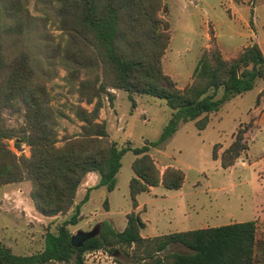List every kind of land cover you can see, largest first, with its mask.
Returning <instances> with one entry per match:
<instances>
[{
    "label": "trees",
    "instance_id": "1",
    "mask_svg": "<svg viewBox=\"0 0 264 264\" xmlns=\"http://www.w3.org/2000/svg\"><path fill=\"white\" fill-rule=\"evenodd\" d=\"M27 1L0 0V187L31 182L34 205L47 217L75 210L57 232L46 233L40 252L19 255L0 242V264H87L86 254L97 251L115 256L124 253L135 264H257L261 244L255 221L144 237L146 223L133 211L127 214L123 231L104 221L98 234L94 231L80 248L71 245L74 234L70 227L80 221L81 206L75 205V200L86 176L97 173L99 182L88 189L82 204L93 189H116L122 159L128 152L136 156L132 163L135 176L130 181L134 209L137 197L151 188L162 185L169 190L181 189L184 172L168 167L162 175L151 148L172 137L181 124L196 122L199 130H205L210 114L253 90L256 81L264 79L261 47L252 44L230 60L218 48L205 51L192 82L180 89L163 68L171 42L170 25L161 15L163 0H54L52 15L55 20L59 18L69 32V42L75 44V51L66 50L62 61L69 83L76 87L82 102L93 105L91 111L76 107L75 114L84 123L82 132L59 145V114L44 81L54 67V56L48 57L43 66L36 59L30 39L36 35L41 19L30 14ZM89 68L95 70V78L75 84L81 70ZM110 89L127 92L134 107V95L167 103L172 115L158 141L134 148L130 143L120 147L110 140L106 122H99L103 95L112 103L116 99ZM7 114L22 116L19 127L8 126ZM247 132L248 128L241 125L235 141L223 153L224 169L232 167L248 150ZM9 141H14L19 151L28 146L30 157L15 153ZM213 157L217 160L216 152ZM173 245L190 252H170Z\"/></svg>",
    "mask_w": 264,
    "mask_h": 264
},
{
    "label": "rangeland",
    "instance_id": "2",
    "mask_svg": "<svg viewBox=\"0 0 264 264\" xmlns=\"http://www.w3.org/2000/svg\"><path fill=\"white\" fill-rule=\"evenodd\" d=\"M55 3L28 0L26 7L32 16L41 19L36 35L30 39L36 59L43 66L48 57L54 56V67L44 81L52 96V106L59 114V145H63L65 138L82 132L84 123L76 116V107L91 111L93 105L82 102L76 87L69 83L62 61L66 50L75 51V44L69 42V32L59 18L55 20L52 15L51 6ZM163 3L161 15L168 21L171 35L163 68L180 89L192 82L198 61L207 50L218 48L229 60L252 44H258L264 52V0H163ZM90 77L95 78V70L83 69L74 83ZM110 91L116 94V99L112 103L103 95L104 107L99 117V122L107 124L110 140L120 147L130 143L134 148L158 141L172 115L167 103L151 96L134 95V107L127 92ZM209 120L205 130H199L196 122L181 124L172 137L151 148L150 154L161 174L168 167H175L184 172L185 183L179 190L161 185L137 197L142 204L137 213L147 224L142 235L155 237L255 221L261 244L257 264H264V79L257 80L253 90L223 104L218 112L209 115ZM22 121L20 115H6L10 127H19ZM241 125L248 128L244 135L248 150L232 167L224 169L221 157L235 141ZM9 145L18 155L30 157L28 146L19 151L14 141H9ZM135 159L132 152L123 157L113 192L105 187L93 189L90 201L82 204L88 186L81 185L75 200V205L81 206L80 221L70 227L74 235L79 231L98 234L104 221H110L118 231L124 230L127 213L134 211L130 181L135 176L132 168ZM32 191L29 181L0 187V242L19 255L42 251L46 233L57 232L75 210L74 207L57 217L44 216L34 205ZM170 252L190 251L173 245ZM87 255V264H135L121 252L116 256L105 251L92 257Z\"/></svg>",
    "mask_w": 264,
    "mask_h": 264
},
{
    "label": "crops",
    "instance_id": "3",
    "mask_svg": "<svg viewBox=\"0 0 264 264\" xmlns=\"http://www.w3.org/2000/svg\"><path fill=\"white\" fill-rule=\"evenodd\" d=\"M172 167V166H171ZM165 169V168H164ZM229 169V168H228ZM88 181V183H87ZM99 182V176L97 173H89L86 178L84 179V182L82 183V186H85L87 185L88 186V189H91L93 187H95ZM81 187V186H80ZM80 189V188H79ZM79 191V190H78ZM150 191H152V188L150 189ZM149 191V192H150ZM92 193V191H91ZM91 193H90V198H91ZM90 201V200H89ZM108 201V200H107ZM109 202V201H108ZM138 206L136 209H134V212H139L142 208V204H140L138 201ZM110 204V203H109ZM128 214V213H127ZM140 214V213H139ZM127 225V224H126ZM147 226V224H146ZM146 228V227H145ZM125 229V228H124ZM145 237V236H144Z\"/></svg>",
    "mask_w": 264,
    "mask_h": 264
},
{
    "label": "water",
    "instance_id": "4",
    "mask_svg": "<svg viewBox=\"0 0 264 264\" xmlns=\"http://www.w3.org/2000/svg\"><path fill=\"white\" fill-rule=\"evenodd\" d=\"M94 236V231L91 232H83L79 231L71 238V245L74 248H80L84 245V243Z\"/></svg>",
    "mask_w": 264,
    "mask_h": 264
},
{
    "label": "built area",
    "instance_id": "5",
    "mask_svg": "<svg viewBox=\"0 0 264 264\" xmlns=\"http://www.w3.org/2000/svg\"><path fill=\"white\" fill-rule=\"evenodd\" d=\"M100 253H102V251H97V252L89 253L87 256L88 257H92V256H95V255L100 254Z\"/></svg>",
    "mask_w": 264,
    "mask_h": 264
}]
</instances>
